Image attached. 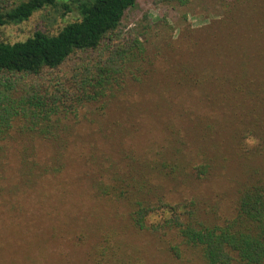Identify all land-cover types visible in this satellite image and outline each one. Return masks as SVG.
Returning <instances> with one entry per match:
<instances>
[{"label": "rangeland", "instance_id": "obj_1", "mask_svg": "<svg viewBox=\"0 0 264 264\" xmlns=\"http://www.w3.org/2000/svg\"><path fill=\"white\" fill-rule=\"evenodd\" d=\"M253 1L137 0L117 35L134 38L140 48L125 55L117 83L96 102L63 100L52 120L43 122L47 139L23 120L14 123L0 153V264H200L171 233L135 228L127 220V205L102 196L95 184L123 179L124 168L135 164L163 165L171 157L189 173L190 159L209 169L212 158L220 163L224 157V179L205 180L192 172L187 180L181 167L166 168L162 175L145 170L156 175L151 183H165L170 200L194 195L216 206L219 215L226 213L233 173L250 169L236 160L259 149L260 140L241 123L249 118L239 115L240 103L224 96L223 77L214 79L218 92L201 85L210 73L223 76L228 49L220 50L221 38L238 31L234 22L259 12ZM79 19L75 10L48 8L0 27V42L24 41L36 31L55 35ZM103 55V50L76 53L55 70L52 85L30 77L8 95L14 105L32 106L26 89L32 83L50 85V91L56 81L65 88L72 82L81 86L83 68ZM236 129L248 138L236 139ZM171 174V180L163 179Z\"/></svg>", "mask_w": 264, "mask_h": 264}, {"label": "trees", "instance_id": "obj_2", "mask_svg": "<svg viewBox=\"0 0 264 264\" xmlns=\"http://www.w3.org/2000/svg\"><path fill=\"white\" fill-rule=\"evenodd\" d=\"M136 2L24 0L13 3V0H0V27L20 24L48 8L61 7L64 13L75 10L80 16L78 21L68 23L55 35L36 31L24 41L0 42V153L7 148L4 139L16 121L23 120L24 125H29V130H35L47 139L48 126L44 127L43 122L52 120L54 112L63 105V100L96 102L104 96L107 87L111 88L117 83L123 71L125 55L140 48L137 42H133L134 38L125 39L117 35L126 11ZM253 2L259 12L247 20L244 18L239 23L234 22L238 31L229 32L224 39L221 38L220 50L228 49L225 51L228 56L224 54L221 61L223 76L221 72L217 75L210 73L208 81L201 85L218 92L214 79L223 77L224 96L232 98V103H240L239 115L249 118L241 123L245 127L248 125L253 130L249 132L260 140L259 149L254 147V150L250 149L248 154L240 157L242 160H236L237 163L249 165L250 169L233 173L235 186L229 193L232 197L225 207L226 213L219 215L214 208L216 206L204 199L200 201L194 195L181 198L178 202L172 201L163 192L165 183H151L152 177L162 175L164 169L175 172L180 167L183 169L182 176L187 180L192 172L205 180L215 177L224 179V157L220 163H215V158H212L209 169L204 163L197 164L190 159L188 161L192 166L189 173L183 165L176 163V158L171 157L170 163L163 165L141 167L135 164L127 169L123 167V179L95 184L96 191L102 196L127 205V220L135 228L161 235L171 233L181 240L179 245L183 252L192 255L200 264H264V161L261 159L264 151V0ZM99 50H103L105 55L83 68L84 76L79 79L83 83L81 86L72 82V87L65 88L63 83L56 81L57 87L53 84L52 90H49L55 79V70L71 56ZM30 77L45 80L43 82L50 85H46L45 89L38 83L28 85L26 89L30 91L27 96L32 97L35 103L32 106L14 105L8 94L18 87L19 81ZM94 78H98L96 84L91 83ZM235 131L236 139L248 138L245 132L240 135L237 129ZM209 144L213 145L214 155L217 152L215 145L213 142ZM239 150L243 152V148ZM145 169L156 175H149ZM172 176L163 179L169 181ZM183 179L172 182L182 183ZM154 216L158 220L152 223L150 219ZM148 221L152 226H148ZM175 248L171 250L176 252Z\"/></svg>", "mask_w": 264, "mask_h": 264}]
</instances>
